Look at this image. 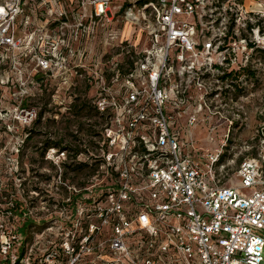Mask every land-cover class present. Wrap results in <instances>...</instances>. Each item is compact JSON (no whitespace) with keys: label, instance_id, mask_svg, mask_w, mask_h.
Listing matches in <instances>:
<instances>
[{"label":"built area","instance_id":"built-area-1","mask_svg":"<svg viewBox=\"0 0 264 264\" xmlns=\"http://www.w3.org/2000/svg\"><path fill=\"white\" fill-rule=\"evenodd\" d=\"M2 87L55 193L0 264H264V0H0Z\"/></svg>","mask_w":264,"mask_h":264},{"label":"rangeland","instance_id":"rangeland-1","mask_svg":"<svg viewBox=\"0 0 264 264\" xmlns=\"http://www.w3.org/2000/svg\"><path fill=\"white\" fill-rule=\"evenodd\" d=\"M16 91L17 89L12 87L0 88V194L8 193V196L2 195L0 201L5 200L6 197L17 199L28 209L29 214L25 217L14 215L7 222V214L2 212L0 213V222L8 223V229L4 231L5 234H9V229H11L14 234L18 235V228L24 219L31 220V224L23 237L26 240L37 241L39 232L44 227L40 220L43 196L55 193V166L44 158L43 160L39 158L38 152L40 151V142L43 140V126L40 122H33L30 125L25 120L24 113H20L23 111V102L21 103L19 99L14 97L17 94L12 95ZM34 92L37 94V89ZM34 98H36V106L40 107L44 98L39 94ZM260 123L259 118L252 114V117L247 120L248 126L241 131V137L238 138V141L237 137H229L228 144L230 145L235 139L238 144L242 141H248L252 133L255 134L257 141L259 136L255 132L259 129ZM49 124L54 130L55 122H49ZM199 131L202 132L200 128L194 131L196 134L195 147H199L201 144L207 145L205 136ZM28 135L27 141H24ZM185 140L188 141V137H185ZM233 143L235 144V142ZM11 180L12 182H10ZM0 207V210H3L6 204L1 202ZM0 234H2L1 231Z\"/></svg>","mask_w":264,"mask_h":264},{"label":"trees","instance_id":"trees-1","mask_svg":"<svg viewBox=\"0 0 264 264\" xmlns=\"http://www.w3.org/2000/svg\"><path fill=\"white\" fill-rule=\"evenodd\" d=\"M24 105H26V104H24ZM36 123H39V120H36L35 121ZM27 131H30V130H27ZM28 137H29V135L28 136H26V138L24 139V141L26 140L27 141V139H28ZM38 156H39V158L41 159V160H43V157H44V150H40L39 152H38ZM10 182H12V180L10 181ZM9 182V183H10ZM34 189H37V188H34ZM11 190H13V189H11ZM4 194H0V197H2V195H6V196H8V193H6V192H3ZM11 194V193H10ZM2 200V199H1ZM1 202H3V203H5L6 204V207L5 208H3V210H0L1 212H12L13 214H15V215H22L23 214V212L26 210V207L25 206H23V204H22V202H20V201H18L17 199H11V201H9V198H7L6 197V199L5 200H3V201H0V203ZM1 208V207H0ZM31 224V220H25V221H23L22 222V225L20 226V228H18V230H19V232L20 233H22L23 235H25L26 234V232H27V230H28V227H29V225Z\"/></svg>","mask_w":264,"mask_h":264}]
</instances>
